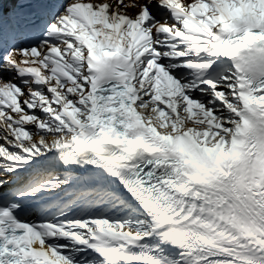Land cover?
Instances as JSON below:
<instances>
[{"label": "snow or ice", "instance_id": "snow-or-ice-1", "mask_svg": "<svg viewBox=\"0 0 264 264\" xmlns=\"http://www.w3.org/2000/svg\"><path fill=\"white\" fill-rule=\"evenodd\" d=\"M0 264H264V0H0Z\"/></svg>", "mask_w": 264, "mask_h": 264}]
</instances>
